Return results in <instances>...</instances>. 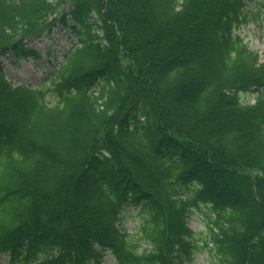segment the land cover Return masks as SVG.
I'll return each instance as SVG.
<instances>
[{
    "label": "trees",
    "instance_id": "trees-1",
    "mask_svg": "<svg viewBox=\"0 0 264 264\" xmlns=\"http://www.w3.org/2000/svg\"><path fill=\"white\" fill-rule=\"evenodd\" d=\"M249 20L264 0H0V256L264 264V52L235 32ZM56 23L75 37L62 60L11 82L1 57L39 56L27 40Z\"/></svg>",
    "mask_w": 264,
    "mask_h": 264
},
{
    "label": "rangeland",
    "instance_id": "rangeland-1",
    "mask_svg": "<svg viewBox=\"0 0 264 264\" xmlns=\"http://www.w3.org/2000/svg\"><path fill=\"white\" fill-rule=\"evenodd\" d=\"M248 9H253L254 4H248ZM236 32L247 42L250 50L262 54L264 52V24L261 22L249 21L243 26L236 29ZM75 41L74 35L71 34L68 27L56 23L55 28L49 32H44L40 36L33 38L28 42V46L35 48L39 52V57L23 56L16 58L13 54L1 57L7 76L15 83L24 81L41 82L51 68L49 62L56 65L62 58V54L67 51ZM249 94H245L247 100ZM252 101V98H251ZM138 210L127 208L124 213L125 217L119 223L120 227L127 228L128 231L134 229L137 223L136 215ZM203 211H193L189 216V226L194 230H204ZM103 260L99 264H115L114 256L110 253L104 254ZM211 257L205 250H198L195 257L187 264H213ZM7 256H2L0 264H8ZM21 264V263H19Z\"/></svg>",
    "mask_w": 264,
    "mask_h": 264
}]
</instances>
